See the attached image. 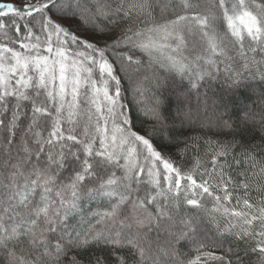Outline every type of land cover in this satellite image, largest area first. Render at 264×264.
Returning <instances> with one entry per match:
<instances>
[{
    "label": "snow or ice",
    "instance_id": "1",
    "mask_svg": "<svg viewBox=\"0 0 264 264\" xmlns=\"http://www.w3.org/2000/svg\"><path fill=\"white\" fill-rule=\"evenodd\" d=\"M0 264H264V0H0Z\"/></svg>",
    "mask_w": 264,
    "mask_h": 264
},
{
    "label": "trees",
    "instance_id": "2",
    "mask_svg": "<svg viewBox=\"0 0 264 264\" xmlns=\"http://www.w3.org/2000/svg\"><path fill=\"white\" fill-rule=\"evenodd\" d=\"M125 83H127V82H125ZM185 83H187V82L185 81ZM208 84L212 85L213 88L210 90L209 87L207 85H205L204 87L200 88V90H199L201 94L207 92L208 95L210 96L212 90H215L216 89V82L215 81H208ZM147 87H148V91L145 93V96L143 98H141L145 104L149 103V100H150L153 92H157L160 95H162L163 97H168L169 96V90H168V88L166 86H162L160 88H155L154 85H149ZM125 96H126L127 102H132V95H131V93H125ZM191 104H192L193 110H195V105H196V94H195V90L193 91V96H192ZM136 124H137V127L138 128L139 127H146L147 126L146 124H143L141 120H137L136 121ZM91 207L92 208H95L96 207V204L95 203L92 204Z\"/></svg>",
    "mask_w": 264,
    "mask_h": 264
}]
</instances>
